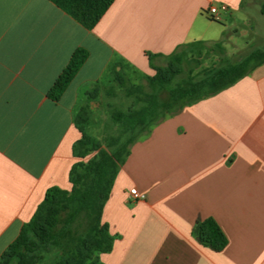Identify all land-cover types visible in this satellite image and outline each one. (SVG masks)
<instances>
[{"label":"crops","instance_id":"crops-1","mask_svg":"<svg viewBox=\"0 0 264 264\" xmlns=\"http://www.w3.org/2000/svg\"><path fill=\"white\" fill-rule=\"evenodd\" d=\"M263 3L115 0L88 30L49 0H0V258L49 188H71L81 88L119 64L151 75L147 53L164 65L181 44L253 50ZM222 4L228 11L212 19L208 7ZM78 47L89 57L53 101L49 90ZM133 188L144 198H131ZM209 217L228 238L222 251L197 240ZM102 221L115 238L104 264H264V64L136 142Z\"/></svg>","mask_w":264,"mask_h":264},{"label":"trees","instance_id":"trees-1","mask_svg":"<svg viewBox=\"0 0 264 264\" xmlns=\"http://www.w3.org/2000/svg\"><path fill=\"white\" fill-rule=\"evenodd\" d=\"M49 1L91 30L115 0ZM261 12L264 14V3ZM204 45L201 41L181 44L165 56L164 65H155L157 55L147 53L154 74L145 77V84L131 83L122 64L113 67L114 83L123 88L128 97H133L129 108L124 109L107 99L116 96L113 85L104 89L97 82L86 92V101L78 104L74 114L81 137L73 145V156L77 160L69 173L71 188L53 186L46 191L31 219L1 254L0 264H37L42 253L52 248L63 253L62 264H104L100 256L113 249L115 238L102 221L103 210L133 145L148 136L166 117L219 94L264 64V48H255L237 62L229 61L205 70L198 79L192 72L181 76L186 56L200 52ZM213 45L225 51L223 41ZM88 57L89 51L84 47L73 52L49 90L50 99L58 101L62 97ZM93 101L107 108L112 123L106 126L102 139L88 130L95 124L90 108ZM196 235L201 245L215 251L224 250L228 244L226 234L212 217L197 225Z\"/></svg>","mask_w":264,"mask_h":264},{"label":"rangeland","instance_id":"rangeland-1","mask_svg":"<svg viewBox=\"0 0 264 264\" xmlns=\"http://www.w3.org/2000/svg\"><path fill=\"white\" fill-rule=\"evenodd\" d=\"M262 1V0H261ZM264 1V0H263ZM255 20L252 23V26L255 28L254 31L256 34L260 35L263 40L257 41L254 44V49L256 47L264 48V16H262L257 10L254 11ZM240 26L242 27L243 25ZM244 27V26H243ZM242 27V28H243ZM253 34L249 35L247 39H252ZM245 40V39H244ZM252 49H248L243 52H239L235 56H229L225 51L215 47L213 44L204 45L203 49L200 52L188 54L184 62V73L181 76H186L188 73L192 74L198 79L202 76L203 72L209 68L218 67L226 64L227 62H237L247 56ZM151 70L147 68V72ZM124 72L131 83L133 84H145V77L152 76L145 74L136 70L135 68L127 66L124 68ZM104 89L109 86H115L116 96L107 98L114 103L119 104L124 109L129 108L133 105V97H128L123 88L117 86L113 79L111 72L108 71L103 78L99 81ZM91 86L83 87L80 89L81 97L79 105L86 101V92L91 90ZM105 90H103V95L106 96ZM90 108L95 120V124L88 128L89 133L95 137L102 139L106 135L105 128L109 124H112L110 121V116L108 114L107 108L100 104L97 101L90 102ZM116 128V125L113 126ZM113 133V132H112ZM64 260L63 253L56 248L49 249L48 251L42 253V256L37 264H62Z\"/></svg>","mask_w":264,"mask_h":264},{"label":"built area","instance_id":"built-area-1","mask_svg":"<svg viewBox=\"0 0 264 264\" xmlns=\"http://www.w3.org/2000/svg\"><path fill=\"white\" fill-rule=\"evenodd\" d=\"M228 11V7L224 4L222 5H210L207 9L208 15L215 20H220L222 13ZM130 196L134 200L143 199L144 196L141 195L136 188L130 190Z\"/></svg>","mask_w":264,"mask_h":264}]
</instances>
